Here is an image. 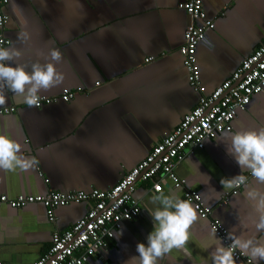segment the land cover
Masks as SVG:
<instances>
[{
  "label": "crops",
  "instance_id": "1",
  "mask_svg": "<svg viewBox=\"0 0 264 264\" xmlns=\"http://www.w3.org/2000/svg\"><path fill=\"white\" fill-rule=\"evenodd\" d=\"M181 1L9 0L4 10L9 16L5 34L10 44L5 48L22 53L9 63L31 71L32 64L47 63L44 57L58 49L62 60L56 67L64 81L40 95L81 90L70 100L30 107L6 86L0 88L5 96L0 108L15 107L0 115V134L18 141L21 155L39 161L27 171L0 169V194L45 197L57 191L111 189L175 129L201 94L212 93L264 42V0H203L215 27L197 45L202 93L195 91L179 53L191 22L179 7ZM24 31L29 36L26 43L18 39ZM261 128L264 93L252 96L235 116L231 130L215 133L178 164L176 171L186 180L185 188L198 190L212 213L207 218L197 213L185 247L173 249L157 264H213L211 253L220 239L212 228L214 219L234 235L264 240V231L255 228L254 202L246 196L253 188L264 191V185L250 179L220 205L229 190L220 180L249 173H242L227 154L225 133ZM150 185L137 182L134 193L140 214L121 222L99 252L102 258L94 256L86 264H126L138 255V243L147 244L154 223L146 209L159 206L151 202L159 193L148 191ZM185 188L166 184L162 192L185 200ZM91 205L92 201H83L55 206L53 220L51 208L42 202L0 207V264L34 263L50 247L53 233L68 230Z\"/></svg>",
  "mask_w": 264,
  "mask_h": 264
},
{
  "label": "built area",
  "instance_id": "2",
  "mask_svg": "<svg viewBox=\"0 0 264 264\" xmlns=\"http://www.w3.org/2000/svg\"><path fill=\"white\" fill-rule=\"evenodd\" d=\"M9 0H0V47L10 44L5 34L9 20L4 7ZM179 7L191 17L184 33V42L179 47L183 64L188 72L191 87L202 93L200 70L197 64V45L206 38L207 31L215 27L204 9L203 0H182ZM150 57L148 60H152ZM147 60V61H148ZM9 90V89H8ZM81 90L65 89L59 96H41L43 103H52L59 98L70 100ZM10 91V90H9ZM264 93V42L255 51L245 57L239 67L210 94H201L196 106L183 116L180 123L167 136L163 137L151 149L150 153L136 166L127 170L118 183L108 190L92 188L89 191L50 192L43 196L18 195L10 197L0 194V207L7 205L20 208L34 202H42L47 207L49 219L53 220V208L69 203L92 201L87 213L64 232L55 231L48 250L32 264H86L99 254L114 237L115 228L124 220L137 217L141 212L140 200L135 196L138 181L150 183L148 191L158 192L166 184L176 188H185L186 180L176 171L178 164L195 148H203L205 141L215 133L229 131L239 111L246 109L254 94ZM15 107L0 108V115L14 111ZM254 179L249 172L244 175ZM243 186V185H242ZM242 186L229 189L220 205L227 204L237 195ZM185 200L192 202L197 213L207 218L212 208L205 205L198 190L185 188ZM212 228L225 246L231 244L229 233L219 220L212 221ZM234 259L243 264H255L249 256L239 249L234 250Z\"/></svg>",
  "mask_w": 264,
  "mask_h": 264
},
{
  "label": "clouds",
  "instance_id": "3",
  "mask_svg": "<svg viewBox=\"0 0 264 264\" xmlns=\"http://www.w3.org/2000/svg\"><path fill=\"white\" fill-rule=\"evenodd\" d=\"M28 38L26 31L18 33L21 42L26 43ZM21 55L18 49L0 47V88L6 86L14 94L23 97L26 105L39 107L41 92H47L64 81L63 73L56 67L62 60V53L52 48L44 57L48 62L32 64L31 71L23 64L12 66L9 63ZM4 103L5 96L0 94V105ZM223 142L227 154L234 158L242 173L249 171L258 184L264 185V128L225 133ZM21 152L22 145L18 141L6 134H0V169L15 171L19 168L27 171L39 163L35 157H25ZM247 182L248 178L243 174L220 180L224 189L239 187ZM157 191L159 194L154 195L151 202L159 206L146 209L153 219L154 229L147 237V244L138 243V255L132 256L126 264H157L159 258L171 253L173 249L185 247L190 238L189 229L198 219L192 202L181 199L175 193L165 194L159 189ZM246 196L254 202L253 207L258 216L254 222L256 230L264 231V191L253 188L247 191ZM227 238L232 241L227 246L222 240L216 239L215 249L211 253L213 264H235L236 249L249 256L255 264L264 261V240L237 236L232 231Z\"/></svg>",
  "mask_w": 264,
  "mask_h": 264
}]
</instances>
